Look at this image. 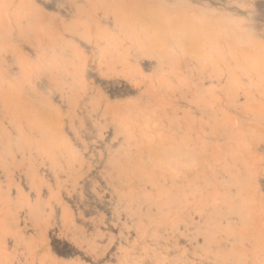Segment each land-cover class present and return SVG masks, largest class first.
Instances as JSON below:
<instances>
[{
    "label": "rangeland",
    "instance_id": "rangeland-1",
    "mask_svg": "<svg viewBox=\"0 0 264 264\" xmlns=\"http://www.w3.org/2000/svg\"><path fill=\"white\" fill-rule=\"evenodd\" d=\"M0 264H264V0H0Z\"/></svg>",
    "mask_w": 264,
    "mask_h": 264
},
{
    "label": "bare ground",
    "instance_id": "bare-ground-1",
    "mask_svg": "<svg viewBox=\"0 0 264 264\" xmlns=\"http://www.w3.org/2000/svg\"><path fill=\"white\" fill-rule=\"evenodd\" d=\"M258 47H263V44H258L257 45ZM262 60H263V58H262ZM259 64V63H258Z\"/></svg>",
    "mask_w": 264,
    "mask_h": 264
}]
</instances>
